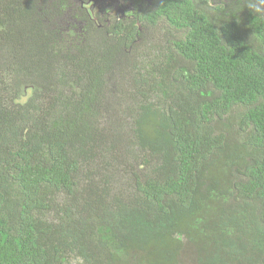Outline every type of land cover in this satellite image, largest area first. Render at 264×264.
<instances>
[{"label":"trees","instance_id":"16d2710c","mask_svg":"<svg viewBox=\"0 0 264 264\" xmlns=\"http://www.w3.org/2000/svg\"><path fill=\"white\" fill-rule=\"evenodd\" d=\"M0 264H264V0H0Z\"/></svg>","mask_w":264,"mask_h":264},{"label":"rangeland","instance_id":"374dc122","mask_svg":"<svg viewBox=\"0 0 264 264\" xmlns=\"http://www.w3.org/2000/svg\"><path fill=\"white\" fill-rule=\"evenodd\" d=\"M88 6V8H92V6L91 5H87ZM128 7H129V5L125 8V9H128ZM153 37V36H152Z\"/></svg>","mask_w":264,"mask_h":264}]
</instances>
